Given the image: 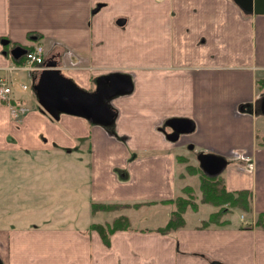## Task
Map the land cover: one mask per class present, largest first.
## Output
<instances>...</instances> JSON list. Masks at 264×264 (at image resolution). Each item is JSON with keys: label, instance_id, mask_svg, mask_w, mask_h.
<instances>
[{"label": "crops", "instance_id": "obj_1", "mask_svg": "<svg viewBox=\"0 0 264 264\" xmlns=\"http://www.w3.org/2000/svg\"><path fill=\"white\" fill-rule=\"evenodd\" d=\"M32 40L43 45L47 61H56L86 90L103 75L131 76L132 91L109 101L116 112L110 127L65 113L53 119L41 111L34 93L26 104L22 89L12 86L21 73L32 82L38 75L11 69L18 63L10 49ZM261 78L264 13H244L233 0H0V79L13 81L12 103L25 107L12 115L0 94V161H11L5 152L18 148L54 151L42 160L14 158L24 165L70 161L72 174L85 179L70 189L86 201L82 224L72 219L58 226L13 225L1 168L2 264H264V229L247 228L242 220L235 224L228 216L226 226L200 227L208 216L187 218L200 204L186 210L183 227L167 234L155 230L174 209L164 201L190 185L179 179L192 175L186 166L199 161L192 164L189 155L199 153L232 160L220 175L228 190H252L253 212L245 222L264 212ZM171 118L192 120L194 130L168 140L165 122ZM184 148L190 153L183 154ZM235 150L244 157H232ZM64 151L74 156L63 157ZM92 202L143 204L105 217L91 212ZM131 208H152L153 219L135 225ZM121 214L130 226L114 232L109 244L90 228Z\"/></svg>", "mask_w": 264, "mask_h": 264}, {"label": "rangeland", "instance_id": "obj_2", "mask_svg": "<svg viewBox=\"0 0 264 264\" xmlns=\"http://www.w3.org/2000/svg\"><path fill=\"white\" fill-rule=\"evenodd\" d=\"M36 41L37 40H32L29 46ZM34 73L38 74L39 70L34 71ZM16 80V83L12 86L13 89H20L19 86L21 83H25L28 86L27 90L20 91H22L23 96L27 97L26 104H29L32 99H35L32 91V79L27 78L26 75L21 73L17 76ZM260 91L261 90H259V96H261ZM259 121H262L264 124V114L260 115ZM108 127L110 126L108 125ZM182 152L183 154L187 152L190 153V150L184 148ZM65 153L66 152L64 151L63 157L67 158V155L69 154ZM49 154L56 155V152L44 150L37 151V149H32L28 150L26 153L18 148L16 150L5 152V159L10 158L11 161L5 160L3 163L0 161V169L2 168L4 170L2 174L5 173L4 188L5 192L8 193V196L5 197L6 201L4 204L11 213L9 221H11L13 225L27 224L32 221L30 224L58 226L72 219H77V222L82 224V218L84 215L83 210L85 209L86 201L82 194L74 193L75 190L72 192L70 188H76L77 181L85 179L72 174L73 167L71 166L70 161L69 163L61 161L59 164L54 163L51 166L34 163H26L24 165V162L20 163L18 159L14 158V156L17 158H19V156H34L36 158L40 157L42 160V156H48ZM69 156L71 158L74 154L72 153ZM189 156L192 164L198 162L195 154L194 156ZM228 164H232L231 159H228ZM182 168L184 169V166H182ZM2 174H0V176ZM181 182L192 185L197 194L200 195L198 186L199 173L192 174L191 176L187 175L185 179H179V183ZM79 191L81 192V190ZM199 204V210L196 214L191 211L188 212L187 218L190 221L206 218L209 212L213 209L210 204L201 202H199ZM130 210V216L135 225H138L144 217L149 219L147 221L148 223L151 222L150 219H153L152 208H143L139 211L131 208ZM100 213H103L106 217L109 216L112 211H100ZM241 214H243L246 219L248 218V213L242 212L236 208L231 210L228 214V218H230L235 224H242V222H240Z\"/></svg>", "mask_w": 264, "mask_h": 264}, {"label": "water", "instance_id": "obj_3", "mask_svg": "<svg viewBox=\"0 0 264 264\" xmlns=\"http://www.w3.org/2000/svg\"><path fill=\"white\" fill-rule=\"evenodd\" d=\"M233 1L244 13H264V0ZM123 23L124 20L121 24ZM25 51V47L16 45L10 49V54L17 59ZM47 66L48 68H44L32 82V91L41 111L53 119H58L60 114L65 113L82 117L94 124L111 125L116 112L109 103L110 99L116 95L130 93L133 89L131 76L128 74L103 75L96 79L95 89L86 90L64 75L57 68L56 61L47 63ZM260 113L264 114V96L260 101ZM165 124L171 128V132L166 134V138L171 141L192 132L195 127L194 122L186 118H171ZM197 159L204 174L208 176L220 174L228 162L224 157L213 153H199Z\"/></svg>", "mask_w": 264, "mask_h": 264}, {"label": "trees", "instance_id": "obj_4", "mask_svg": "<svg viewBox=\"0 0 264 264\" xmlns=\"http://www.w3.org/2000/svg\"><path fill=\"white\" fill-rule=\"evenodd\" d=\"M31 46V45H30ZM27 45L26 47H30ZM25 60V56L22 55L16 59V63L21 64ZM258 86L264 87V78L257 81ZM14 101V99H13ZM259 146H264V138L258 142ZM184 159V158H183ZM186 161V159H184ZM188 173H199V189L200 198L197 199V195L194 188L191 185H185L182 188V195H178L173 199L165 200L164 202H170L174 204V209L170 212L169 218L166 223L156 228L155 230L162 234L173 232L185 225L184 213L188 208L196 211L198 210L199 202L210 204L215 209L208 215V217L201 222L200 227L208 226H226L229 223L227 218L232 209L236 208L245 213H252V200L253 193L249 188H243L239 190H228L224 179L220 174L216 176H208L204 174L202 168L198 165L193 166L188 164ZM143 203H118V202H92L91 212L97 211H114L125 207H139ZM130 226V220L126 215H118L110 223L100 224L92 223L90 228L96 230L103 242L109 244L110 236L118 230H126ZM247 228L264 229V212H258L251 223H245Z\"/></svg>", "mask_w": 264, "mask_h": 264}, {"label": "built area", "instance_id": "obj_5", "mask_svg": "<svg viewBox=\"0 0 264 264\" xmlns=\"http://www.w3.org/2000/svg\"><path fill=\"white\" fill-rule=\"evenodd\" d=\"M25 60L23 63L18 64L16 66H12L11 69H21L27 75H30L34 71L41 70L44 68L45 58H44V48L41 44L33 42L30 47H27L26 52L24 54ZM13 81H5L4 79H0V94L2 98L10 105L11 113L14 116H17L25 111V107L21 105L20 102L12 103V86ZM20 88L25 90L27 88L26 84H21ZM230 155L236 158H243L244 154L237 150L231 151ZM245 158H248L247 156ZM241 220L245 222L243 219V215H241Z\"/></svg>", "mask_w": 264, "mask_h": 264}, {"label": "flooded vegetation", "instance_id": "obj_6", "mask_svg": "<svg viewBox=\"0 0 264 264\" xmlns=\"http://www.w3.org/2000/svg\"><path fill=\"white\" fill-rule=\"evenodd\" d=\"M94 89H95V87H94ZM93 90V89H92ZM171 132V131H170Z\"/></svg>", "mask_w": 264, "mask_h": 264}, {"label": "bare ground", "instance_id": "obj_7", "mask_svg": "<svg viewBox=\"0 0 264 264\" xmlns=\"http://www.w3.org/2000/svg\"><path fill=\"white\" fill-rule=\"evenodd\" d=\"M40 138V137H39Z\"/></svg>", "mask_w": 264, "mask_h": 264}]
</instances>
